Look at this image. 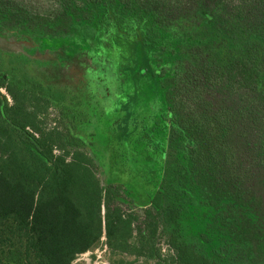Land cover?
I'll return each mask as SVG.
<instances>
[{
    "label": "trees",
    "instance_id": "obj_1",
    "mask_svg": "<svg viewBox=\"0 0 264 264\" xmlns=\"http://www.w3.org/2000/svg\"><path fill=\"white\" fill-rule=\"evenodd\" d=\"M134 2L141 41L174 62L154 71L168 104L158 187L146 206H122L121 185L101 184L92 157L44 126L61 92L27 72H4L0 88L11 101L0 93V264H71L102 237L111 254L151 257L167 228L163 264H222L180 235L193 210L203 214L199 239L212 234L231 248L224 264H264V0ZM25 4L0 0L5 24L28 19ZM58 10L34 13L36 31L96 35Z\"/></svg>",
    "mask_w": 264,
    "mask_h": 264
},
{
    "label": "rangeland",
    "instance_id": "obj_2",
    "mask_svg": "<svg viewBox=\"0 0 264 264\" xmlns=\"http://www.w3.org/2000/svg\"><path fill=\"white\" fill-rule=\"evenodd\" d=\"M23 1L31 9L28 19L9 26L7 16H0V74L27 72L55 86L63 98L51 102L44 126L62 130L68 147L92 157L101 184L121 185L122 206H146L161 180L168 113L165 86L154 71L174 68L172 55L161 58L163 49L141 41L144 19L134 0ZM57 7L64 16L91 24L96 35L36 31L35 14ZM0 93L11 101L3 88ZM199 212L180 220V235L224 264L231 248H222L212 234L199 239ZM170 230L156 237L151 257L111 254L100 239L71 264H163L159 257L170 252ZM10 259L18 262L16 255Z\"/></svg>",
    "mask_w": 264,
    "mask_h": 264
},
{
    "label": "built area",
    "instance_id": "obj_3",
    "mask_svg": "<svg viewBox=\"0 0 264 264\" xmlns=\"http://www.w3.org/2000/svg\"><path fill=\"white\" fill-rule=\"evenodd\" d=\"M101 239H104V237H102ZM105 245V244H104Z\"/></svg>",
    "mask_w": 264,
    "mask_h": 264
}]
</instances>
